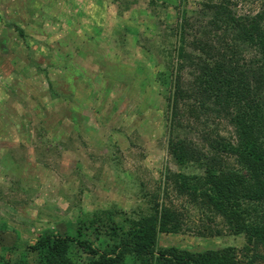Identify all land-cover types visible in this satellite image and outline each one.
Wrapping results in <instances>:
<instances>
[{
    "label": "rangeland",
    "instance_id": "rangeland-1",
    "mask_svg": "<svg viewBox=\"0 0 264 264\" xmlns=\"http://www.w3.org/2000/svg\"><path fill=\"white\" fill-rule=\"evenodd\" d=\"M149 1L0 0V246L21 251L43 231H73L82 212L146 214L152 202L180 214L181 232L161 234L162 247L198 252L244 244L219 217L208 220L190 208L166 179L179 171L167 152L158 95L169 75L155 78L169 65L160 50L172 48L166 35L178 11L191 25L188 53L205 34L216 49L230 38L224 27L201 29L209 0ZM228 1L237 15L254 14L261 4ZM203 120L181 123L191 141L203 145L208 134L235 140L224 118Z\"/></svg>",
    "mask_w": 264,
    "mask_h": 264
},
{
    "label": "trees",
    "instance_id": "trees-1",
    "mask_svg": "<svg viewBox=\"0 0 264 264\" xmlns=\"http://www.w3.org/2000/svg\"><path fill=\"white\" fill-rule=\"evenodd\" d=\"M209 2L207 24L201 29L212 32L224 27L228 45L221 39V48L216 49L205 34L190 43L199 56L188 53L184 37L191 25L186 11L180 10L176 26L165 38L174 40L169 41L172 48L160 50L169 64L155 75L159 80L169 75V83L163 80L158 91L166 111V147L179 169L165 177L190 208L208 220L219 217L232 235L242 236V247L198 252L162 247L161 234L181 232L180 214L152 202L146 214L115 207L82 212L73 231H43L21 251L0 246V264H256L264 260V0L249 15L231 11L228 0ZM125 29L132 35L137 32ZM18 34L24 37L21 30ZM243 53L250 58H242ZM187 68L190 78L184 79ZM209 115L224 118L235 140L208 134L203 145L191 141V129L187 131L183 120L200 124L202 116L205 120Z\"/></svg>",
    "mask_w": 264,
    "mask_h": 264
}]
</instances>
